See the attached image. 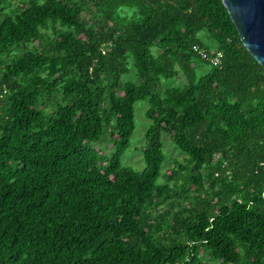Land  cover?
<instances>
[{
	"label": "trees",
	"instance_id": "16d2710c",
	"mask_svg": "<svg viewBox=\"0 0 264 264\" xmlns=\"http://www.w3.org/2000/svg\"><path fill=\"white\" fill-rule=\"evenodd\" d=\"M0 264H264V67L222 0H0Z\"/></svg>",
	"mask_w": 264,
	"mask_h": 264
},
{
	"label": "rangeland",
	"instance_id": "374dc122",
	"mask_svg": "<svg viewBox=\"0 0 264 264\" xmlns=\"http://www.w3.org/2000/svg\"><path fill=\"white\" fill-rule=\"evenodd\" d=\"M199 39L206 45V47L213 51L215 49L214 42L209 38L206 32H201L199 34ZM155 51V49L153 50ZM130 69L131 72L129 75L125 76V79L136 80V70L133 68L132 63L130 61ZM210 67L207 64H195V72L196 75L202 76L209 71ZM183 77L182 75L176 77L175 79L162 81V88L165 87H181L183 85ZM148 108V102L146 100L139 101L134 106V123L135 128L132 133V136L129 140L128 148L125 150L122 155L120 162L121 165L130 168L135 171H142L145 168V162L142 154V147L145 145V133L149 128L151 122L145 117V112ZM163 142V152L165 156V160L161 166V173H164L167 169H170L174 166L175 161L182 162L186 155L181 152L171 141L170 137L164 135L162 138ZM96 148H102L104 153L108 155L112 150V145L110 141H106L102 143L100 146H96ZM163 182V177L160 176L158 179V183Z\"/></svg>",
	"mask_w": 264,
	"mask_h": 264
},
{
	"label": "water",
	"instance_id": "95a60500",
	"mask_svg": "<svg viewBox=\"0 0 264 264\" xmlns=\"http://www.w3.org/2000/svg\"><path fill=\"white\" fill-rule=\"evenodd\" d=\"M240 40L264 67V0H222Z\"/></svg>",
	"mask_w": 264,
	"mask_h": 264
},
{
	"label": "built area",
	"instance_id": "2783aa9c",
	"mask_svg": "<svg viewBox=\"0 0 264 264\" xmlns=\"http://www.w3.org/2000/svg\"><path fill=\"white\" fill-rule=\"evenodd\" d=\"M193 51L198 54V56L205 62L209 63L211 66H218L220 64V56H212L205 49L198 46H193Z\"/></svg>",
	"mask_w": 264,
	"mask_h": 264
}]
</instances>
